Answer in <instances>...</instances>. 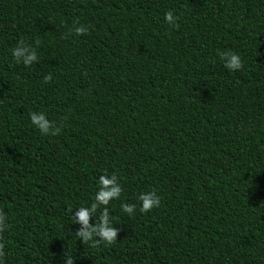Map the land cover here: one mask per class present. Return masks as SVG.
Returning <instances> with one entry per match:
<instances>
[{
  "label": "trees",
  "instance_id": "trees-1",
  "mask_svg": "<svg viewBox=\"0 0 264 264\" xmlns=\"http://www.w3.org/2000/svg\"><path fill=\"white\" fill-rule=\"evenodd\" d=\"M100 175L111 243L73 220ZM0 215V264H264V0H0Z\"/></svg>",
  "mask_w": 264,
  "mask_h": 264
},
{
  "label": "clouds",
  "instance_id": "clouds-1",
  "mask_svg": "<svg viewBox=\"0 0 264 264\" xmlns=\"http://www.w3.org/2000/svg\"><path fill=\"white\" fill-rule=\"evenodd\" d=\"M175 17L171 11L164 12V20L175 26ZM87 27L80 25L74 28L76 34H82L87 32ZM223 61L224 67L229 71L238 70L241 67V60L239 55L232 51L220 52L218 53ZM11 55L13 59L20 63L22 62L25 66H29L33 61L37 60L38 57L33 48L25 45L22 41L18 42L17 45L11 49ZM50 79L49 76H45L44 80ZM28 119L31 125L37 129L41 134L44 135H56L60 129L52 126V121L48 120L45 113L42 111H30L28 113ZM97 190L92 197L93 203L89 206L77 207L75 216L73 217L74 222H78L82 225L81 230L77 232L80 238L84 241L90 240L91 237H99L107 243H111L116 239L117 229L113 227L111 220L109 218L108 208L102 207L100 215L98 217V222L93 225H89L88 220L92 213H94L98 206L108 205L110 200H114L120 196L121 187L117 182L115 175H100L97 179ZM137 200L139 201V210L141 212H146L154 207L159 206V197L156 193L148 191L141 192L137 195ZM136 206L133 204L121 203V209L123 212L131 215ZM71 211V210H70ZM0 227H6L5 217L0 215ZM96 243V241H93ZM71 264V261H68Z\"/></svg>",
  "mask_w": 264,
  "mask_h": 264
}]
</instances>
